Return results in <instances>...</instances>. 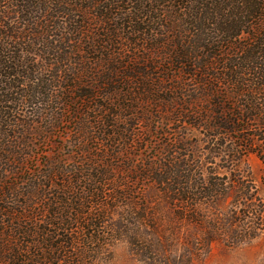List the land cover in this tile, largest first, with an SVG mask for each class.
<instances>
[{"label":"trees","instance_id":"obj_1","mask_svg":"<svg viewBox=\"0 0 264 264\" xmlns=\"http://www.w3.org/2000/svg\"><path fill=\"white\" fill-rule=\"evenodd\" d=\"M120 9L119 26L145 34L143 47L126 66L111 57L98 74L85 57L98 37L90 27L114 20ZM157 57L172 61L188 83L164 89L150 72ZM160 90L171 95L164 107L175 108L172 120L208 124L211 141L263 156L264 0H0V264L89 258L88 246L100 240L99 216L128 196L113 190L124 187L127 171L122 184L107 170L109 159L126 154L114 142L126 136L128 148L135 146L144 133L130 127L154 117L144 107L134 124L118 127L130 118L121 104L132 93L131 101L138 94L142 105L159 110ZM30 102L35 112L21 115ZM64 124L72 141L54 145L46 159L43 145Z\"/></svg>","mask_w":264,"mask_h":264},{"label":"rangeland","instance_id":"obj_2","mask_svg":"<svg viewBox=\"0 0 264 264\" xmlns=\"http://www.w3.org/2000/svg\"><path fill=\"white\" fill-rule=\"evenodd\" d=\"M121 12H114L110 22L90 27L98 37L93 42L95 48L85 57L87 63L95 64L98 74L106 70L111 57H120L126 66L128 58L139 55L143 47L145 34L137 38L128 34V28L119 26ZM127 39H134L136 44H128ZM158 59L150 62V72L164 89L188 83L172 61L161 64ZM160 91L161 102L156 103L159 110L154 105H142L138 94V101H131L132 93L121 104L126 107H122V113L130 118H122L118 127L126 126L144 107L154 117L130 127L135 133H144L135 146L128 148L126 136L114 142V149L121 153L126 148V154L109 159L107 170L120 183L127 171L124 187L113 190L128 196L110 201V208L99 216L94 231L100 240L88 246L89 258L83 264H264V155L257 156L256 150L250 154L227 150L235 143L221 138L211 141L206 135L208 124L196 127L172 120L175 108L164 107V97L171 95ZM189 95L184 97L186 104L194 98V94ZM33 101L39 103L36 98ZM34 103L21 106V115L34 113ZM197 105L196 109L202 107ZM68 132V124L54 131L48 144L43 145L48 153L44 158H52L54 145L59 142L68 147L72 141L65 134ZM33 143L38 145L40 140ZM224 148L226 153L221 151ZM164 178L168 180L163 182ZM186 198L193 205L187 209L183 207L186 202L181 203Z\"/></svg>","mask_w":264,"mask_h":264}]
</instances>
